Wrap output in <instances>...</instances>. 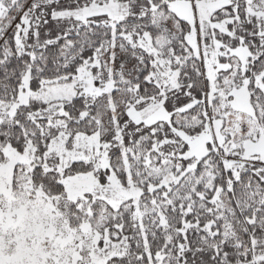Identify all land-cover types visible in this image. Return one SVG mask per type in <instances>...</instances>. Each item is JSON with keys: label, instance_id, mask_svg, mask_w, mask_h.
<instances>
[{"label": "snow or ice", "instance_id": "6c2138e0", "mask_svg": "<svg viewBox=\"0 0 264 264\" xmlns=\"http://www.w3.org/2000/svg\"><path fill=\"white\" fill-rule=\"evenodd\" d=\"M0 264H264V0H0Z\"/></svg>", "mask_w": 264, "mask_h": 264}]
</instances>
